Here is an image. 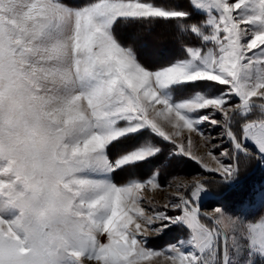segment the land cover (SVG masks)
Instances as JSON below:
<instances>
[{
	"label": "snow or ice",
	"instance_id": "obj_1",
	"mask_svg": "<svg viewBox=\"0 0 264 264\" xmlns=\"http://www.w3.org/2000/svg\"><path fill=\"white\" fill-rule=\"evenodd\" d=\"M257 171L264 0H0V264H264Z\"/></svg>",
	"mask_w": 264,
	"mask_h": 264
},
{
	"label": "rangeland",
	"instance_id": "obj_2",
	"mask_svg": "<svg viewBox=\"0 0 264 264\" xmlns=\"http://www.w3.org/2000/svg\"><path fill=\"white\" fill-rule=\"evenodd\" d=\"M158 33V34H157ZM155 34V35H154ZM171 39L167 33L157 30L151 36L147 37L144 41V47L142 48V57L148 62H158L167 58L170 54H174V45L170 42ZM201 141L199 138H196V144L199 145ZM199 152H203V148H198ZM181 169L184 173L189 176L196 171V166L191 162H187L181 165ZM243 175V174H242ZM251 178V179H250ZM248 183L258 185L260 182H264V173L259 171L255 172L252 176H250ZM167 191V190H166ZM237 193V194H236ZM242 193L240 191L226 194L218 201H212L207 204L205 207H215L217 203L224 205L227 207H232L235 205L236 200ZM153 195V193L148 192L145 193V197L149 198ZM164 192L155 193V199L160 203H163ZM223 199V200H222Z\"/></svg>",
	"mask_w": 264,
	"mask_h": 264
},
{
	"label": "trees",
	"instance_id": "obj_3",
	"mask_svg": "<svg viewBox=\"0 0 264 264\" xmlns=\"http://www.w3.org/2000/svg\"><path fill=\"white\" fill-rule=\"evenodd\" d=\"M157 34H158V33H157ZM154 35H155V34H154ZM170 42H172V40H171ZM171 55H172V54H170L169 56H171ZM169 56H168V57H169Z\"/></svg>",
	"mask_w": 264,
	"mask_h": 264
},
{
	"label": "bare ground",
	"instance_id": "obj_4",
	"mask_svg": "<svg viewBox=\"0 0 264 264\" xmlns=\"http://www.w3.org/2000/svg\"><path fill=\"white\" fill-rule=\"evenodd\" d=\"M262 173V172H261ZM251 179V178H250ZM237 194V193H236ZM223 200V199H222Z\"/></svg>",
	"mask_w": 264,
	"mask_h": 264
}]
</instances>
